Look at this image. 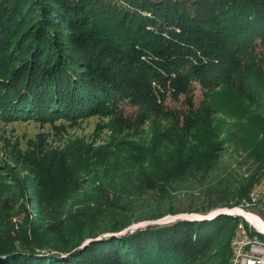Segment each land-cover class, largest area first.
I'll use <instances>...</instances> for the list:
<instances>
[{
	"label": "trees",
	"instance_id": "trees-1",
	"mask_svg": "<svg viewBox=\"0 0 264 264\" xmlns=\"http://www.w3.org/2000/svg\"><path fill=\"white\" fill-rule=\"evenodd\" d=\"M194 86L203 91L198 107ZM225 86L239 99L226 114L236 119L232 127L238 137L228 142L242 158L237 165L243 172H227L225 190L205 195V210L258 208L264 220L261 200L254 204L249 198L264 179V0H0L1 121H76L102 109L123 108L118 124L129 132L153 119H170L174 114L167 102L185 98L186 110L178 111L184 128L212 134L216 127L210 116L223 105L204 93ZM40 145L32 152L17 144L4 146L8 162L24 167L49 196L40 195L47 210L35 214L46 227L31 220L20 226L15 242L2 241L0 232V264L230 263V241L239 221L226 213L147 225L76 249L96 236V215L131 202L132 196L123 194L127 191H113L108 180L125 167L109 162L114 152L100 155L83 139L62 149ZM219 145L207 144L208 154L201 158L214 159ZM193 161L180 154L169 157L156 168L142 169L136 186L166 192ZM78 174L92 178L82 184L88 192L80 198L69 189L75 190ZM0 179L8 182L10 176L5 171ZM64 222L72 224V231H86L67 232ZM48 227L62 236L49 238ZM109 231L120 228L114 224ZM45 243L47 253L36 251Z\"/></svg>",
	"mask_w": 264,
	"mask_h": 264
},
{
	"label": "rangeland",
	"instance_id": "rangeland-1",
	"mask_svg": "<svg viewBox=\"0 0 264 264\" xmlns=\"http://www.w3.org/2000/svg\"><path fill=\"white\" fill-rule=\"evenodd\" d=\"M236 93L234 89L228 86L204 93L218 97L219 103L223 105L222 108L216 107V111L210 116L211 124L216 127L212 134L204 130L191 132L184 128L182 124L184 119L182 115L178 118V111L186 110L185 98H181L177 102L173 100L167 102V108L174 114L170 119H153L144 127L129 132L121 130L118 124V120L126 112L123 108L102 109L103 113L97 116L79 118L76 121L62 117L50 122L26 119H17L10 122L0 120V176L5 174V171L10 176L8 182L5 179H0V232L2 241L10 239V241L15 242L14 240L18 238V234L23 231L20 226L28 224L31 220H33L34 225H40L41 228L46 227L44 224H39L40 222L36 219L37 217L35 218V214L40 210L43 212L47 210L43 208L45 204L40 198L49 196L36 186L33 176L23 172L24 167L18 168V164L8 162L6 156L9 152L4 146L8 147L9 143L17 144L21 150L32 152V149L40 147L42 143L55 149L58 147L62 149L65 144L74 139H83L87 146L99 150L97 153L100 155H109L114 152L113 155L115 156H112L109 162L124 165L125 168L120 170L118 174L113 172L108 176L111 189L117 193L127 191L123 194H128L132 198L131 202L127 204L123 201L113 209L96 215L95 222L98 225H95V235L108 232L114 224L119 226L120 232H123L133 225L141 226L151 221L161 220L163 223L165 222L164 224H169L179 221L178 217L180 219L184 217L193 218L194 216L207 217L208 214L219 212L216 215H220L228 210H242L257 215L258 208L234 207L205 210L207 203L204 200L205 195L209 192H222L225 190V178L230 177L227 172L231 170L237 171V174L243 172L238 169L237 165L242 162V158L228 142L230 136L235 135L236 138L238 137L237 132L232 127L236 123V119L226 114L239 105ZM192 99L194 106L198 107L204 99L201 87L194 86ZM216 141L220 144L214 154L216 160L215 158L211 159L209 156H206V160L202 159L201 156L208 154V151H206L207 144ZM178 154L194 160L193 167L185 177L175 181L166 192L146 191L144 188L140 189L139 186H136L137 180L142 174V169L151 166L156 168L169 157L176 158ZM77 177L78 184L74 187L75 190L73 188L69 189L70 192L74 191V193H71L72 195L80 198L88 192L85 187H82V184L85 181H92V178L84 174H78ZM233 178H230L232 182L240 177L235 176V179ZM222 182L223 184H220ZM33 184L37 190H31ZM251 193L264 196V179L255 184ZM41 194L42 197H40ZM33 202H36V204L39 202L40 205L35 206ZM156 215L162 217L145 221L150 216L154 217ZM229 215L236 217L237 221L242 223L250 233L258 235L241 216ZM203 219L205 218L199 220ZM81 220L77 219L76 221ZM82 221L83 225L87 224L86 220ZM64 224L66 225L65 228H68L67 232L69 230L73 234L81 233L82 235L86 231L78 233L76 229L72 231V227H70L72 224L66 222ZM139 228H131L128 233H132ZM48 230L49 238L57 235L62 236L58 231H52L49 227ZM117 236H123V234L118 233ZM260 236L264 238V236ZM82 244L83 242L76 249H84L88 246L81 247ZM41 245L44 247L36 249V251L40 250L42 253H47L46 243ZM48 246L50 245L48 244Z\"/></svg>",
	"mask_w": 264,
	"mask_h": 264
},
{
	"label": "built area",
	"instance_id": "built-area-1",
	"mask_svg": "<svg viewBox=\"0 0 264 264\" xmlns=\"http://www.w3.org/2000/svg\"><path fill=\"white\" fill-rule=\"evenodd\" d=\"M250 200L251 203L254 204H258L261 200L264 209V197L251 193ZM253 216L264 223L261 217L257 215ZM246 223L249 225L248 222ZM249 226L253 228L258 235L264 236V234L259 233L254 227L251 225ZM258 235L250 236V231H248L242 223H239L236 235L230 241L231 258L229 264H264V241H260Z\"/></svg>",
	"mask_w": 264,
	"mask_h": 264
},
{
	"label": "water",
	"instance_id": "water-1",
	"mask_svg": "<svg viewBox=\"0 0 264 264\" xmlns=\"http://www.w3.org/2000/svg\"><path fill=\"white\" fill-rule=\"evenodd\" d=\"M231 210H228V211H224L227 215H229V214H231V212H230ZM217 213H219V212H216V213H213V214H208V216L206 217V216H194L193 218H190V217H184V218H181V220L183 219V220H189V221H191V220H193V221H197V220H199L200 218H210V217H213L214 215H216ZM229 213V214H228ZM232 215V214H231ZM178 220H180V218L178 217ZM161 220H159V221H151V222H147V223H144L143 225H141V226H137V225H133V226H131L130 228H128L127 230H125V231H121V232H116L115 234H114V232H111V231H108V232H104V233H100V234H98V235H96V236H94V237H91V238H89L88 237V239H86L84 242H83V244H82V246L81 247H85V246H89V244L90 243H92V242H95V241H100V240H102V239H105V238H107V237H111V236H117L118 235V233H120V234H128V231L131 229V228H138V227H145V226H147V225H158V224H164L163 223V221H161Z\"/></svg>",
	"mask_w": 264,
	"mask_h": 264
},
{
	"label": "bare ground",
	"instance_id": "bare-ground-1",
	"mask_svg": "<svg viewBox=\"0 0 264 264\" xmlns=\"http://www.w3.org/2000/svg\"><path fill=\"white\" fill-rule=\"evenodd\" d=\"M231 214H236L237 216H241L246 222H248L251 226H253L258 232L264 234V223L257 219L252 214L242 211V210H234L230 211Z\"/></svg>",
	"mask_w": 264,
	"mask_h": 264
}]
</instances>
